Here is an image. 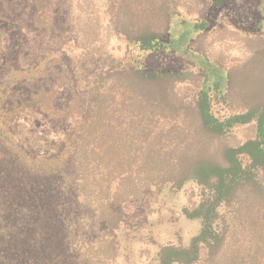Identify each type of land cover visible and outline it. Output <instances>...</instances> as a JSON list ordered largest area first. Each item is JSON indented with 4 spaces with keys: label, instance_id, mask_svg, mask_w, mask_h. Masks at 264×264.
Wrapping results in <instances>:
<instances>
[{
    "label": "trees",
    "instance_id": "trees-1",
    "mask_svg": "<svg viewBox=\"0 0 264 264\" xmlns=\"http://www.w3.org/2000/svg\"><path fill=\"white\" fill-rule=\"evenodd\" d=\"M9 2L13 13L25 8L23 24L6 14ZM0 4V39L7 41L0 146L30 173L61 178L60 193L72 185L75 202L92 212L91 218L70 212L57 220L73 260L117 264L122 242L133 241L132 231L141 232L147 217L133 222L113 206L130 208L159 190L173 203L176 226L188 220L196 231L185 239L176 228L167 243L153 236L141 251L151 264H264V0ZM24 25L46 33L61 27L70 35L56 48L37 49L34 63H23ZM105 30L122 42L119 54L103 49ZM227 35L260 38L261 44L229 64L211 51ZM87 54L107 61L89 81L80 68ZM67 69L66 98L60 84ZM52 75L59 77L55 84L41 85ZM185 81L199 84L191 101L177 90ZM82 95L86 113L79 109ZM26 111L70 120L72 132L48 144L51 155L31 154L12 136L15 120ZM243 127L246 138L236 140L233 133ZM189 185L195 206L179 200ZM44 193L47 200L53 197ZM57 201L65 209L71 203L66 194Z\"/></svg>",
    "mask_w": 264,
    "mask_h": 264
},
{
    "label": "rangeland",
    "instance_id": "rangeland-1",
    "mask_svg": "<svg viewBox=\"0 0 264 264\" xmlns=\"http://www.w3.org/2000/svg\"><path fill=\"white\" fill-rule=\"evenodd\" d=\"M95 1L100 3V0ZM10 4L9 2L8 5ZM9 7L7 15L13 13L14 7L11 5ZM99 10H103V6ZM21 14L25 16V8L13 13V17L19 21L18 24H23L20 19ZM27 25L29 24L27 23ZM27 25L22 27L25 34V53H22L23 63L24 61L28 64L34 63L38 57L35 54L37 49L56 48L70 35L68 31L65 32V29L62 30L61 27L46 33ZM219 35H222V33L219 32ZM69 38L71 39V37ZM100 41L104 44L103 49L108 54H119L122 50V42L109 30L102 31ZM260 44V38L244 41L234 35H227L226 38L217 40L211 51L223 62L235 64L251 51L259 48ZM6 54L7 41L2 36L0 39V82L5 71ZM62 62L67 68L65 60ZM106 64V59L98 54H87V57H82V60H80V68L87 81L91 80L94 74L105 67ZM57 80H59V77L52 75L43 79L41 85L55 84ZM70 83L71 76L67 69L60 84V90L64 92L66 98ZM177 90L185 100L191 101L199 90L198 81L182 82L177 85ZM79 109L82 113L88 111L86 97L83 95ZM245 131L244 127L235 130L233 133L235 139L244 140L246 138ZM71 132L70 120L51 119L33 111L22 112L18 115L12 128V136L17 142L19 141L26 151L38 156L51 155L53 150L49 148L48 144L51 145L61 141ZM6 152V149L0 146V264H87L73 260L71 250L67 249L63 238L65 229L57 220L62 214L68 216L70 212L76 218L83 214L91 218L92 212L86 210L83 206H78V203L75 202L72 185L68 186L70 191L60 193L59 190L63 184L61 178H50V180L46 177L41 178L36 174L34 175L26 170L21 163L11 162L10 157L4 156ZM72 169L71 167L69 170L73 172ZM40 190L43 191V194L38 195ZM44 191L51 193L53 197L47 200ZM60 194L62 196L66 194L67 199L71 202L67 205V209H65V206L61 207L57 201ZM164 195H166L165 191L157 190V192H153L151 196L135 203L130 208L120 204L113 206L116 210L126 212L133 222L139 223L141 218L147 217V224L141 232L135 229L132 231L133 234H136L133 241L125 242L121 238L124 242L121 244L117 264H151V257L148 255L143 256L141 251L146 245L152 243L153 236L158 242L167 243L176 237L172 235L176 228L182 230L185 239H189L196 231V223L188 220L177 222V225L182 223L180 228L176 226L174 220L170 218L171 215L175 214L173 203ZM72 197H74V200H72ZM179 200L189 206H195L198 202L195 188L191 185L187 186L179 193ZM59 212L60 215L58 216ZM178 216L181 218L180 214ZM150 221H152V225H150ZM154 223L158 226L155 227ZM151 230H153V234ZM90 231H94L93 227L87 229V232ZM151 248L152 252L155 253L156 248L154 246ZM70 256H72V259H70Z\"/></svg>",
    "mask_w": 264,
    "mask_h": 264
}]
</instances>
